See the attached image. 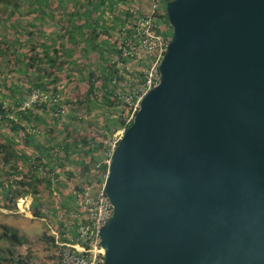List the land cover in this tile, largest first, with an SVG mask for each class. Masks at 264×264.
Here are the masks:
<instances>
[{
	"label": "water",
	"instance_id": "obj_1",
	"mask_svg": "<svg viewBox=\"0 0 264 264\" xmlns=\"http://www.w3.org/2000/svg\"><path fill=\"white\" fill-rule=\"evenodd\" d=\"M159 84L109 161L103 264H264V0H171Z\"/></svg>",
	"mask_w": 264,
	"mask_h": 264
},
{
	"label": "trees",
	"instance_id": "obj_2",
	"mask_svg": "<svg viewBox=\"0 0 264 264\" xmlns=\"http://www.w3.org/2000/svg\"><path fill=\"white\" fill-rule=\"evenodd\" d=\"M52 1L0 0V205L8 208H17L19 198L29 194L36 196L41 188L51 191L53 178L59 177V167L64 169L71 163L82 165L87 174L79 191L104 183L109 167L108 138L131 124L124 109L119 116H107L104 131L93 136L79 134L77 126L65 118H79L76 112L79 109L71 104H85L90 110L99 101L110 108L126 105L119 94L114 95L119 83L126 78L119 64L139 57L146 68L150 65V56L144 55L139 48V37L135 36L133 25L134 21L147 18V14L126 10L118 12L124 14L121 18L116 14L115 0H87V5L78 0L79 7L67 13L62 35L50 43L39 42L44 32L41 27L49 22L53 26L62 22V15L51 7ZM65 1L58 0V6L65 7ZM170 1L165 0L162 15L154 13V30L159 34L163 31L156 16L170 25L166 12ZM25 3H28L26 15L36 13L26 20L27 26L32 28L27 32V40L20 36L26 32V27L13 19L25 8ZM108 13L112 15L109 21L105 18ZM11 29L19 35L13 37ZM113 29L121 33L122 42L110 41ZM28 40H34L35 46L24 49ZM11 50L14 59L9 58L7 62L3 56ZM75 54L89 55L91 59L99 56L93 62L95 68H86L81 77L84 81L82 92L70 96L66 86L58 85L61 79L58 72L68 69L71 63H80L70 59ZM145 75L146 71L141 72L133 85L142 84ZM33 94H37V98L30 102ZM28 102L30 105L26 106ZM64 207L71 208L69 204ZM40 214V211H34L35 216ZM2 229L0 241L10 246H0V264H27L21 259V249L30 242L12 226L5 224ZM45 238L55 245L54 237ZM6 251L9 257L3 255Z\"/></svg>",
	"mask_w": 264,
	"mask_h": 264
},
{
	"label": "rangeland",
	"instance_id": "obj_3",
	"mask_svg": "<svg viewBox=\"0 0 264 264\" xmlns=\"http://www.w3.org/2000/svg\"><path fill=\"white\" fill-rule=\"evenodd\" d=\"M78 0H66L65 7L58 6V0H53L51 3V7L54 8L55 12L60 13L62 16V22L56 25H51L49 22L46 26L41 27L44 32L40 35L39 42H48L50 43L54 39H58L59 35H62L63 27H66L67 24V13L69 11H73L75 8L79 7L77 4ZM87 5V0H82ZM116 1V14L121 18H124V14H119L129 10L133 13L137 11H141L143 14H150L153 10H155V14L162 15L164 13L165 0H115ZM28 3H25V8L21 10V12L17 13L13 19L19 21L24 24L26 27V32H22L20 34L21 38H25L26 40L28 31L32 28L27 26L26 20L28 18H32L36 15V13H30V15H26L25 11ZM59 15V14H58ZM60 16V15H59ZM112 15L105 14V18L111 20ZM18 18V20L16 19ZM156 20L159 21L160 29L163 31L165 35L172 37V27L165 22L164 19L158 18L156 16ZM39 23V21L37 22ZM64 24V25H63ZM120 24V21L117 22ZM40 25V24H39ZM12 36L15 37L19 35V33L13 31L11 29ZM124 34V33H123ZM107 37V34L105 35ZM123 36L116 29L111 31L110 41L118 40L119 43L122 42ZM34 40H28V43L24 44V49H30L32 46H35ZM42 47H40L41 49ZM12 50L8 52V55L3 56L5 61H9V58H13ZM99 55H95L92 59L89 55H83L82 57L78 54H75L70 59L73 61L79 60V64L75 65L71 63L68 69L63 70L62 72H58L61 77L58 85L66 86L69 95L72 96L76 93L82 92V85L84 84L82 80V75H85L86 68H95L93 62H96ZM2 56H0V59ZM67 58L64 57V59ZM68 61V60H67ZM125 63H120V70L126 73V78L124 81L119 83L116 88V92L114 95L120 92L121 94H126L130 90L138 89L139 84L136 86L133 85V82L136 81L137 77L141 72L147 71L146 66L139 59V57L134 58L131 61ZM70 69H73V72H70ZM83 71L82 73L79 70ZM80 87V88H79ZM114 88V86H111ZM81 89V90H80ZM113 95V99H114ZM37 98V94H33L31 96L30 102ZM120 99L124 102L123 98ZM30 102L25 105H30ZM125 103V102H124ZM96 106L91 110L87 108L85 104H71L73 108L79 109L76 112L78 113L77 120H71L65 118L66 121L73 123L74 126H77V131L79 134L93 136L98 132L101 133L104 131V124L106 121V117L114 118L116 116L121 115V112L124 109V115H126L130 110L128 106L120 105L115 107H108L105 103L99 101L95 104ZM108 117V118H109ZM107 118V119H108ZM124 129H120L115 131L111 136H109L108 141L109 145L117 140ZM16 141H19L16 137ZM59 177L53 180L55 181L53 184V189L50 191L47 188H41V192L38 195L29 194L23 196L18 199L17 208H10L0 205V232H2V225H9L18 230L21 236L25 237L30 243L24 246L22 251L21 259L27 264H57L56 261V248L50 239H46V236H52L53 230L58 229V216L60 212H63L69 204L71 207H74V203L77 199V195L79 192V187H82L83 182L87 178V174L82 170V165L79 163H71L66 168L62 169L59 167L58 169ZM75 198H73V197ZM70 198V199H69ZM40 211V216L37 217L34 215V211ZM0 246L3 248H7L10 245L8 243H4L0 241ZM2 255V254H0ZM9 257V254L3 253ZM18 264V263H12Z\"/></svg>",
	"mask_w": 264,
	"mask_h": 264
},
{
	"label": "built area",
	"instance_id": "obj_4",
	"mask_svg": "<svg viewBox=\"0 0 264 264\" xmlns=\"http://www.w3.org/2000/svg\"><path fill=\"white\" fill-rule=\"evenodd\" d=\"M154 13L155 10L148 14L147 18H140L133 22L135 36L139 37V48L144 55L149 54L150 65L147 67L145 81L139 85L138 89L130 90L125 95L118 93L130 110L126 114L128 122L133 121L144 95L159 84V65L171 40L164 33L159 34L154 30ZM120 137L109 146L108 165ZM106 178L107 174L105 181ZM105 181L95 188L79 191L76 199L77 206L60 212L58 229H54L52 233L55 239L57 264L104 263L100 231L114 213V207L105 191Z\"/></svg>",
	"mask_w": 264,
	"mask_h": 264
},
{
	"label": "crops",
	"instance_id": "obj_5",
	"mask_svg": "<svg viewBox=\"0 0 264 264\" xmlns=\"http://www.w3.org/2000/svg\"><path fill=\"white\" fill-rule=\"evenodd\" d=\"M74 199H75V198H74ZM74 205L77 206V200L75 201ZM75 206H74V207H75Z\"/></svg>",
	"mask_w": 264,
	"mask_h": 264
}]
</instances>
